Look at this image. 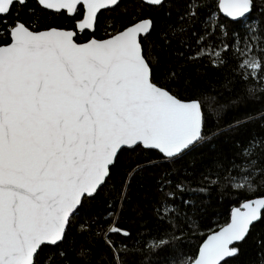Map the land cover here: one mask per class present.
Segmentation results:
<instances>
[{"label":"snow or ice","instance_id":"1","mask_svg":"<svg viewBox=\"0 0 264 264\" xmlns=\"http://www.w3.org/2000/svg\"><path fill=\"white\" fill-rule=\"evenodd\" d=\"M131 3L0 0V264H264V0Z\"/></svg>","mask_w":264,"mask_h":264},{"label":"trees","instance_id":"2","mask_svg":"<svg viewBox=\"0 0 264 264\" xmlns=\"http://www.w3.org/2000/svg\"><path fill=\"white\" fill-rule=\"evenodd\" d=\"M31 2V0H30ZM134 7V4L131 3V0H129V8ZM63 23L68 24V26H71V21H62ZM215 69L209 68L208 72L210 74L215 73ZM226 69H220V72H225ZM230 75V73H229ZM242 86L240 84H236L235 86L232 85H226L224 81V77L220 76V78L214 79L211 86H209L208 90L205 92V96H207L208 104L215 107L216 105H224L227 104L230 100H233L236 98L237 92L240 90ZM214 98V99H213ZM255 109V112H258L260 110L259 104H251L249 106V113L255 114L253 111ZM240 118L237 116L236 112L231 109H227L225 113L223 114L222 118L217 121V118L213 116L211 118L209 127L212 128L214 131L217 127H223L226 123H230L232 118ZM252 127H255L257 131H260L259 128V121L256 122L254 126H249V130L251 131ZM211 156H206L204 158H201L199 154L196 156V163L197 165H206L210 162ZM134 191H139L140 194H143V190L137 186ZM234 198L230 200L229 198L221 199L219 192H214L212 197L211 206L208 210V215L203 220V224L207 225V228H201L200 232H206L208 229L213 228L219 224H223L225 222V219L227 215L230 213V209L233 206ZM98 212H103V206L97 204L95 207L91 209V214H95ZM136 216V213L129 208L125 212V222L126 223H132L134 218ZM198 242H202L199 235L192 237L189 244L185 246V251L188 253H191L195 250L196 244Z\"/></svg>","mask_w":264,"mask_h":264}]
</instances>
